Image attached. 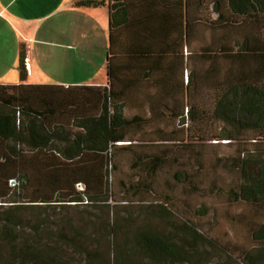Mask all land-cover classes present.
Instances as JSON below:
<instances>
[{
	"label": "trees",
	"instance_id": "16d2710c",
	"mask_svg": "<svg viewBox=\"0 0 264 264\" xmlns=\"http://www.w3.org/2000/svg\"><path fill=\"white\" fill-rule=\"evenodd\" d=\"M76 5L99 7L103 3L88 0ZM107 7V84L99 93L101 105L97 116L75 119L71 128L52 130L41 113L31 112L32 116L28 117L32 119L24 127L25 105L48 106L47 100L37 91L25 97L14 87L5 88L15 89L12 94L0 93V136L4 139L0 140V176L13 171L24 155L41 154L46 158L42 164L38 161L31 164L36 168L37 177L31 182L32 186L29 179L20 174L6 178L5 187L0 184V207L18 203L6 202L12 195L34 206L62 202L76 206L83 202L85 195L90 199L100 196L104 194L107 176L116 168V158L123 155L129 158L131 168H143L146 177L156 175L165 163L179 164L184 156L187 162L189 157L194 158L192 145L197 143L188 141L187 131L196 119L195 110L183 107L179 114L170 112L168 120L172 122L165 124V130H151L150 119L126 116L125 102L113 91L114 64L123 60V54H115L114 50L118 44L122 45L123 38L130 43L126 50L128 55H132L133 60L140 58L142 65L148 64L140 73L145 78L164 72L169 76L178 66L179 54L187 56L184 44L188 29L183 17V1L107 0ZM194 22L196 41L201 40L195 58L206 63V77L197 82L220 93L212 119L222 121L234 131L264 130V0H195ZM201 28L204 35L200 33ZM118 30H121L119 38ZM189 32L191 37V26ZM18 70L23 82L26 67L22 54ZM185 75L187 78V73ZM221 137L230 142L233 136L221 131L218 138ZM55 170H60L67 180L61 181ZM242 170L249 184L240 188L237 199L255 204L264 201V167L259 168L253 181L245 169ZM52 171L54 173L49 175ZM187 177L184 173V178ZM251 237L257 243L264 242V223L252 231ZM134 249L157 264L181 261V254L175 251L173 244L151 233L138 234ZM26 250L21 249L19 264L29 259L33 263L42 262L41 257L47 256L45 250L38 251L34 245ZM113 264H123V261L114 258ZM249 264L255 263L249 261Z\"/></svg>",
	"mask_w": 264,
	"mask_h": 264
},
{
	"label": "rangeland",
	"instance_id": "374dc122",
	"mask_svg": "<svg viewBox=\"0 0 264 264\" xmlns=\"http://www.w3.org/2000/svg\"><path fill=\"white\" fill-rule=\"evenodd\" d=\"M200 33L204 35L203 28ZM196 69L197 81L206 77L205 62L196 58ZM63 70L67 76L87 73ZM217 100L207 85L197 83L196 122L187 131L188 141L197 144L189 162L181 157L179 164L165 163L146 177L123 155L107 176L104 194L85 195L76 206L28 205L12 195L6 202L18 203L0 207V264H19L21 249L32 245L47 253L43 263L35 264H113L114 258L123 264H157L134 249L141 233L161 237L180 252V262L160 264H264V242L251 237L264 223V201L236 197L249 184L242 168L253 181L264 167V130L234 131L212 119ZM221 131L233 136L230 142L218 138Z\"/></svg>",
	"mask_w": 264,
	"mask_h": 264
},
{
	"label": "crops",
	"instance_id": "0c3cea01",
	"mask_svg": "<svg viewBox=\"0 0 264 264\" xmlns=\"http://www.w3.org/2000/svg\"><path fill=\"white\" fill-rule=\"evenodd\" d=\"M80 1L88 0H0V93L12 94L16 89L18 94L27 97L30 92L37 91L49 104H24V127L32 119L28 117L32 116L31 112L41 113L52 130L71 128L75 119L94 117L100 112L99 93L107 84V0H90L102 2L103 6L99 7H78L76 4ZM177 1H183V17L188 29L184 44L187 56L179 54L178 66L169 76H165L164 66L160 67L164 73L141 76L148 64L142 65L140 58L133 60V56L128 55L126 50L130 43L127 38H123L122 45L118 44L114 50L115 54H123V60L114 64V94L125 102L128 118L150 119L151 130H165V124L172 122L168 120L170 112L179 114L183 107L195 110L198 83L195 57L196 49L201 45L194 35L195 0ZM116 36L121 37V30ZM21 54L26 67L23 82L18 70ZM39 57L45 60L43 64L38 61ZM63 67L87 73L67 76ZM6 87L15 89L8 91ZM213 92L220 96L219 91ZM0 140L4 139L0 136ZM21 158L20 165L16 164L13 171L0 176L2 187H5L6 178L17 174L29 179L32 186L37 177L36 168L31 164L35 161L42 164L46 159L41 154H27ZM55 172L61 181L67 180L60 170Z\"/></svg>",
	"mask_w": 264,
	"mask_h": 264
}]
</instances>
